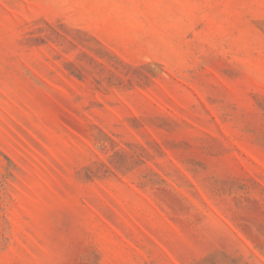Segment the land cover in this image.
I'll list each match as a JSON object with an SVG mask.
<instances>
[{
	"label": "rangeland",
	"instance_id": "rangeland-1",
	"mask_svg": "<svg viewBox=\"0 0 264 264\" xmlns=\"http://www.w3.org/2000/svg\"><path fill=\"white\" fill-rule=\"evenodd\" d=\"M0 264H264V0H0Z\"/></svg>",
	"mask_w": 264,
	"mask_h": 264
}]
</instances>
